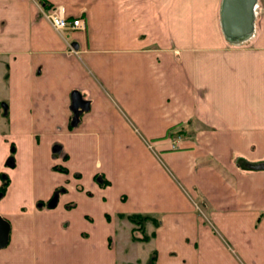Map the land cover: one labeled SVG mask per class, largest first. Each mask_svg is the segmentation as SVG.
Listing matches in <instances>:
<instances>
[{
  "label": "crops",
  "instance_id": "obj_1",
  "mask_svg": "<svg viewBox=\"0 0 264 264\" xmlns=\"http://www.w3.org/2000/svg\"><path fill=\"white\" fill-rule=\"evenodd\" d=\"M3 176L0 264H264V0H0Z\"/></svg>",
  "mask_w": 264,
  "mask_h": 264
},
{
  "label": "built area",
  "instance_id": "obj_2",
  "mask_svg": "<svg viewBox=\"0 0 264 264\" xmlns=\"http://www.w3.org/2000/svg\"><path fill=\"white\" fill-rule=\"evenodd\" d=\"M44 16L58 32H79L86 30L85 20L81 16H68L62 6L51 8L48 12L44 13Z\"/></svg>",
  "mask_w": 264,
  "mask_h": 264
},
{
  "label": "rangeland",
  "instance_id": "obj_3",
  "mask_svg": "<svg viewBox=\"0 0 264 264\" xmlns=\"http://www.w3.org/2000/svg\"><path fill=\"white\" fill-rule=\"evenodd\" d=\"M130 231L126 230L119 236V242L116 243L118 250L119 264H146L150 258L147 254V247L141 245H131ZM126 254H124V252Z\"/></svg>",
  "mask_w": 264,
  "mask_h": 264
},
{
  "label": "water",
  "instance_id": "obj_4",
  "mask_svg": "<svg viewBox=\"0 0 264 264\" xmlns=\"http://www.w3.org/2000/svg\"><path fill=\"white\" fill-rule=\"evenodd\" d=\"M72 109L74 111V123L73 126H76L79 122V115L82 111H88L90 104L86 101L83 95L80 92H75L72 95ZM58 202V195H56L51 202L49 203L50 208H55ZM10 225L3 218L0 217V248H4L9 240Z\"/></svg>",
  "mask_w": 264,
  "mask_h": 264
},
{
  "label": "trees",
  "instance_id": "obj_5",
  "mask_svg": "<svg viewBox=\"0 0 264 264\" xmlns=\"http://www.w3.org/2000/svg\"><path fill=\"white\" fill-rule=\"evenodd\" d=\"M10 184L9 178H7L6 176H3V184L0 188V194L3 195L5 194V192L7 191V188ZM121 217H126L124 215H121ZM127 219L136 226V228L134 229V233L136 232H140L143 236L141 238H138L136 236H133V241H139V242H148L150 241L151 237L146 235V225L149 222H152L153 224H155V226H159L157 220H155L154 218L150 217V216H144V215H131V216H127ZM156 262V253L153 254V256L150 258L149 264H155Z\"/></svg>",
  "mask_w": 264,
  "mask_h": 264
}]
</instances>
